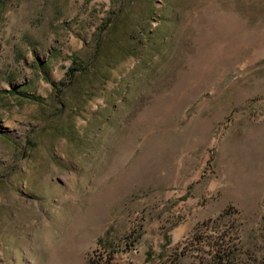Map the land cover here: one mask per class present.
Masks as SVG:
<instances>
[{"label":"rangeland","instance_id":"374dc122","mask_svg":"<svg viewBox=\"0 0 264 264\" xmlns=\"http://www.w3.org/2000/svg\"><path fill=\"white\" fill-rule=\"evenodd\" d=\"M264 264V0H0V264Z\"/></svg>","mask_w":264,"mask_h":264},{"label":"trees","instance_id":"16d2710c","mask_svg":"<svg viewBox=\"0 0 264 264\" xmlns=\"http://www.w3.org/2000/svg\"><path fill=\"white\" fill-rule=\"evenodd\" d=\"M102 264H114V263H112L111 257H109V259L105 263H102Z\"/></svg>","mask_w":264,"mask_h":264}]
</instances>
